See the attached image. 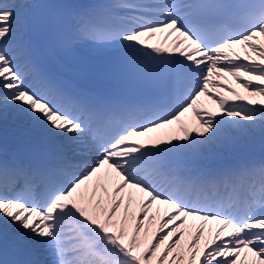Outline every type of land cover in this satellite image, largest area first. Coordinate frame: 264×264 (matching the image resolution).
<instances>
[{
	"label": "snow or ice",
	"instance_id": "obj_1",
	"mask_svg": "<svg viewBox=\"0 0 264 264\" xmlns=\"http://www.w3.org/2000/svg\"><path fill=\"white\" fill-rule=\"evenodd\" d=\"M25 7L0 0V114L11 109L56 143L40 162L0 156V224L32 245L22 264H264V158L195 164L264 144V0L69 10L61 49L118 46L147 58L141 72L157 92L140 105L47 72L18 35ZM225 76L246 95L219 83ZM201 97L215 110L198 108Z\"/></svg>",
	"mask_w": 264,
	"mask_h": 264
},
{
	"label": "bare ground",
	"instance_id": "obj_2",
	"mask_svg": "<svg viewBox=\"0 0 264 264\" xmlns=\"http://www.w3.org/2000/svg\"><path fill=\"white\" fill-rule=\"evenodd\" d=\"M97 49H100V48H97ZM200 103H202V100L200 101ZM13 113H14V112L10 109L9 112H8L6 115H11V114L13 115ZM17 117H18V116H17ZM19 118H20V117H19ZM183 119H184L185 123H186L187 125L190 124V126H193V125H195V123H196L195 120H193V117H192V118L190 117L189 119H188V117H186V118H183ZM24 122H25V121H24ZM172 127H173V130H174L173 132H175L177 126L173 125ZM249 148H250V147H249ZM207 160H208V159H207ZM160 215H163V213L160 212ZM195 223H198V222H195ZM185 239H187V236L185 237Z\"/></svg>",
	"mask_w": 264,
	"mask_h": 264
},
{
	"label": "rangeland",
	"instance_id": "obj_3",
	"mask_svg": "<svg viewBox=\"0 0 264 264\" xmlns=\"http://www.w3.org/2000/svg\"><path fill=\"white\" fill-rule=\"evenodd\" d=\"M237 83V82H236ZM233 88V87H232ZM236 91L237 92H239V91H241L244 95H246V93L244 92V90L242 89V88H240L239 86H238V89H236ZM229 133L230 134H232V135H235V131L234 130H231V129H229ZM189 222H193V221H189Z\"/></svg>",
	"mask_w": 264,
	"mask_h": 264
}]
</instances>
